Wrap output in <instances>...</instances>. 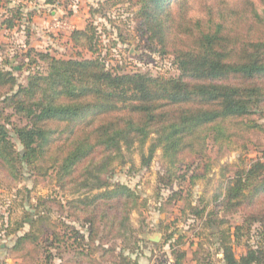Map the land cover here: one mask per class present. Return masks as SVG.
I'll list each match as a JSON object with an SVG mask.
<instances>
[{
	"label": "trees",
	"instance_id": "1",
	"mask_svg": "<svg viewBox=\"0 0 264 264\" xmlns=\"http://www.w3.org/2000/svg\"><path fill=\"white\" fill-rule=\"evenodd\" d=\"M4 1L11 2L0 0V8ZM34 1L47 8L58 0ZM188 4L189 0H136L140 30L160 56L172 57L176 77L108 69L99 54L100 33L94 26L74 30L69 38L73 47L96 55L91 59L37 54L46 63V72L30 76L25 86H18L10 72L0 70V86L10 87V94L0 96L1 104L28 121L24 127L13 128L19 152L0 125L2 169L13 171L19 166L35 172L41 162L55 169L60 190L91 194L67 203V213L80 229L66 225L57 231L59 223L35 213L31 227L42 223L52 229L45 241L46 254L38 264H55L52 250L60 253L61 249L72 251L74 264L96 254L101 264H132L130 252H124L131 249L134 230L129 222L139 208L138 196L125 185L111 184L113 165L122 162V148H142L153 140L142 165L148 166L158 148L169 166L165 173L173 175L170 167L182 165L189 155L203 156L208 141H231L239 127L233 129L230 124L244 125V119L264 105V38L251 42L246 35L232 34L233 27L227 23L239 12L224 9L220 3L218 9L216 4L203 6L209 19L216 12L221 20L204 29L201 20L188 17ZM9 13L11 19L20 20L19 10ZM250 15L261 20L253 11ZM245 21L247 27L252 26L250 17ZM7 23L12 27V20ZM180 43L186 46L180 48ZM56 123H63L61 131L59 125L51 127ZM263 197L264 163L256 159L247 168L236 169L217 198L226 213L259 206L245 223L257 224L264 231ZM38 231L42 234L41 228ZM172 239L174 234L166 240ZM224 239L220 240L223 264H264L262 249L247 247L236 258ZM182 240L180 236L176 242L182 245ZM118 241L123 248L118 249ZM38 242L34 233L27 232L17 238L14 248ZM168 247L172 264H183L186 250Z\"/></svg>",
	"mask_w": 264,
	"mask_h": 264
},
{
	"label": "rangeland",
	"instance_id": "2",
	"mask_svg": "<svg viewBox=\"0 0 264 264\" xmlns=\"http://www.w3.org/2000/svg\"><path fill=\"white\" fill-rule=\"evenodd\" d=\"M10 1H4L0 8V70L10 72L18 86H25L30 76L45 74L47 65L37 54L48 53L63 60L96 56L69 42L72 31L89 26L100 33L98 50L108 69L121 74L147 72L154 77L177 76L172 57L160 56L140 30L136 0H58L54 7L47 8L34 0ZM219 3L224 9L239 12L227 23L233 27L232 34L246 35L251 42L264 38V3L260 0H189L188 17L201 20L205 29L220 18L215 12L209 19L203 6L216 4L214 8L218 9ZM17 10L20 20L11 19L9 12ZM251 11L261 20L251 16ZM246 17L251 18L252 26L247 27ZM9 20L12 27H8ZM184 46L185 43L179 44L180 48ZM7 93L10 94V87L0 86V96ZM27 124L25 118L3 107L0 101V125L5 126L10 136L8 141L18 152L21 145L13 128ZM56 124L51 127L59 125L61 131L63 123ZM230 126L239 127L236 137L222 144L208 141L203 156L189 155L182 165L170 167L173 175L165 173L169 166L158 148L148 166L142 165L153 140L142 148H122V162L114 163L111 184L125 185L138 196L139 208L131 213L129 222L134 230L131 249L124 252H130L132 264H172L170 244L180 248L177 250H186L183 264H197V260L201 264H223L220 251L223 236L236 258L244 255L247 247L264 252V231L257 224L245 223L259 206L254 204L250 209L226 213L217 198L236 169L247 168L256 159L264 163V105L244 119V125L231 123ZM37 163L39 170L35 172L19 166L20 172L4 171L0 166V264H38L44 259L45 241L52 229L42 223L29 225L36 212L49 216L52 224L59 223L57 231L62 232L66 225L80 229L69 217L67 203L91 194L85 190L79 193L69 188L60 190L55 169ZM45 168L47 171H43ZM166 177H170L169 181ZM27 232L35 234L38 245L26 243L23 249H15L17 238ZM170 234H174V239L167 241ZM180 236H183L182 245L176 242ZM123 246L118 241V249ZM51 254L56 255L55 264H74L70 249H61L60 253L52 250ZM99 256L84 259L82 264H93V260H96L94 264H101Z\"/></svg>",
	"mask_w": 264,
	"mask_h": 264
},
{
	"label": "built area",
	"instance_id": "3",
	"mask_svg": "<svg viewBox=\"0 0 264 264\" xmlns=\"http://www.w3.org/2000/svg\"><path fill=\"white\" fill-rule=\"evenodd\" d=\"M56 21V20H55ZM56 24L58 25V26H61V23L59 22V21H56Z\"/></svg>",
	"mask_w": 264,
	"mask_h": 264
}]
</instances>
